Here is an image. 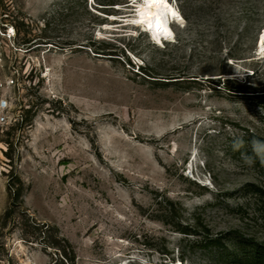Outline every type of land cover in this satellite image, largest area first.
I'll return each instance as SVG.
<instances>
[{"label":"rangeland","instance_id":"374dc122","mask_svg":"<svg viewBox=\"0 0 264 264\" xmlns=\"http://www.w3.org/2000/svg\"><path fill=\"white\" fill-rule=\"evenodd\" d=\"M131 1L0 0V264H264V0Z\"/></svg>","mask_w":264,"mask_h":264},{"label":"bare ground","instance_id":"6f19581e","mask_svg":"<svg viewBox=\"0 0 264 264\" xmlns=\"http://www.w3.org/2000/svg\"><path fill=\"white\" fill-rule=\"evenodd\" d=\"M132 1H133L132 5H137L133 18H127L120 21L125 20L127 24L136 25L139 24L136 23V21L142 20L143 23L140 24H142L143 30L148 33L151 40L155 41V43L162 42L164 40L169 41L173 38L171 20L178 24L184 22L178 10L167 0H166L167 7L161 4H152L151 6H149L146 3V0H132ZM169 8L174 10L176 13H178V15L173 16L171 12L168 10ZM141 13H143V15H141ZM158 21L160 25L159 27L157 26ZM257 44L264 50V32H262L261 35H259L257 39ZM90 181L92 180L87 178L82 182V184H90Z\"/></svg>","mask_w":264,"mask_h":264},{"label":"trees","instance_id":"16d2710c","mask_svg":"<svg viewBox=\"0 0 264 264\" xmlns=\"http://www.w3.org/2000/svg\"><path fill=\"white\" fill-rule=\"evenodd\" d=\"M22 189V186L20 185V183H19V186L14 190V192H16L15 193V197L17 198L18 196H19V194H20V190ZM11 213H12V209H8L7 211H6V213H5V215H6V219H7V217H9L10 215H11ZM4 215V216H5ZM263 260V257L262 256H260V255H257L250 263H248V264H259V263H261V261Z\"/></svg>","mask_w":264,"mask_h":264},{"label":"snow or ice","instance_id":"6c2138e0","mask_svg":"<svg viewBox=\"0 0 264 264\" xmlns=\"http://www.w3.org/2000/svg\"><path fill=\"white\" fill-rule=\"evenodd\" d=\"M146 3L149 5V6H151L152 4H161V5H164L165 7H167V4H166V0H146ZM170 12H171V14L173 15V16H176V15H178V13H176L174 10H172V9H168ZM141 15H143V13H141ZM136 23H143V21L141 20V21H136ZM157 26L159 27L160 25H159V21L157 22ZM170 35V34H169Z\"/></svg>","mask_w":264,"mask_h":264},{"label":"built area","instance_id":"2783aa9c","mask_svg":"<svg viewBox=\"0 0 264 264\" xmlns=\"http://www.w3.org/2000/svg\"><path fill=\"white\" fill-rule=\"evenodd\" d=\"M6 121V113L2 112L0 115V124H4Z\"/></svg>","mask_w":264,"mask_h":264}]
</instances>
